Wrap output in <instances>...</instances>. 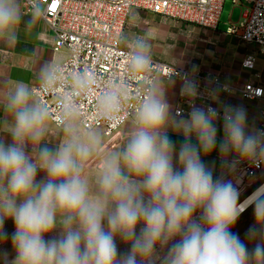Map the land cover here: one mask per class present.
Here are the masks:
<instances>
[{"label":"clouds","instance_id":"9594fccd","mask_svg":"<svg viewBox=\"0 0 264 264\" xmlns=\"http://www.w3.org/2000/svg\"><path fill=\"white\" fill-rule=\"evenodd\" d=\"M27 3L25 13L22 0H0V41L17 42L48 14L47 0ZM127 65L145 94L130 134L112 152L102 151L101 134L81 127L78 100L94 84L86 73H72L60 98L56 123L63 139L54 147L47 139L52 111L30 83L16 81L5 94L2 264H264V183L241 200L244 177L255 176L244 165L260 168L264 162V128L249 124L243 106L197 105L202 94L195 66L180 86L190 110L177 117L164 82L148 75L153 56L144 36L135 37ZM62 67L41 65V91L59 86ZM225 90L217 85L207 93L216 101ZM127 97L124 84L110 82L97 99L98 115L117 120ZM170 131L183 139L173 140ZM213 153L219 171L208 159ZM93 158L99 165L90 178L86 170ZM249 208L253 223L241 239L233 229ZM9 241L11 259L3 247Z\"/></svg>","mask_w":264,"mask_h":264},{"label":"built area","instance_id":"2783aa9c","mask_svg":"<svg viewBox=\"0 0 264 264\" xmlns=\"http://www.w3.org/2000/svg\"><path fill=\"white\" fill-rule=\"evenodd\" d=\"M240 10L236 23H229L226 33L243 43L255 46L264 54V0H231ZM25 12L29 11L27 0H22ZM224 0H47L48 14L43 20L54 34L53 52L66 51L62 65V79L52 91H41L39 83L33 88L38 99L47 103L52 111L51 123L58 126L56 118L60 98L71 84V74L77 71L86 73L93 80L91 91L82 95L80 104V123L83 130L100 129L105 137L111 136L126 121L135 118L136 110L145 94V89L137 83L127 65V52L121 46L128 16L132 9L151 12L165 18L183 21L204 28L217 27ZM53 4L56 7L53 9ZM254 55H247L243 65L250 68ZM185 69L177 68L153 57V65L148 75L153 79H178L182 82ZM200 84L201 96L197 99L207 101V86L196 76ZM110 82H120L128 89L119 118L113 122L102 119L97 113L96 102ZM242 96L247 100H264V88L249 82L244 85ZM189 106L186 98L180 95L175 114L183 113ZM59 127V126H58ZM257 128H264V108L260 111ZM249 172L257 174L264 170L244 165ZM251 176H245L244 180ZM243 180V181H244Z\"/></svg>","mask_w":264,"mask_h":264},{"label":"crops","instance_id":"0c3cea01","mask_svg":"<svg viewBox=\"0 0 264 264\" xmlns=\"http://www.w3.org/2000/svg\"><path fill=\"white\" fill-rule=\"evenodd\" d=\"M237 21L232 19V12H230L228 20L221 22L219 17L217 27L210 29L183 21H171L151 12L132 9L123 33L126 39L123 36L121 46L126 50H132L135 37L141 35L150 41L153 57L177 68L185 69L191 74L195 66L197 69L195 75L201 78L207 86L221 85L226 86L227 89L220 92L216 101L210 97L207 101L196 99L194 102L197 105L212 104L216 107L223 103L243 106L247 111L249 124L257 127L260 111L264 108V100H247L242 96V90L244 85L249 82L264 88V54L259 53L255 46L245 44L233 35L226 33L229 23H236ZM53 44V31L49 29L43 19L38 22L31 33L22 32L17 42L6 44L0 41V105L3 104L5 94L16 81H24L34 87L39 83L37 76L41 65L57 64L66 57V51L63 49L53 52ZM247 55L255 56V61L250 68L243 65V59ZM159 80L163 81L166 86L167 101L175 113V109L179 106L181 82L178 79ZM189 110L188 106L184 108L182 114L175 115L177 117L186 116ZM3 115L2 109H0V118ZM134 120L135 118L126 121L108 137H105L100 129H94L103 138L102 151L117 150L130 134ZM5 131L6 129L0 126V134ZM169 134L177 142L183 139L182 136L172 131ZM3 135L5 141L10 142V137L6 134ZM47 139L50 146L54 147L58 144L63 139L60 127L50 122ZM208 159L216 162L219 171L217 154L213 153ZM98 165L99 158H93L89 161L87 169L93 170L95 168L96 170ZM262 173L264 170L243 181L241 185L242 201L259 184L264 183V174ZM42 175L39 173L37 178H41ZM250 213H252L251 208L245 211L239 220L250 215ZM5 228L9 233L14 230L11 221L6 222ZM3 247L5 249L11 248V242ZM120 247L121 250L124 249L123 244Z\"/></svg>","mask_w":264,"mask_h":264},{"label":"rangeland","instance_id":"374dc122","mask_svg":"<svg viewBox=\"0 0 264 264\" xmlns=\"http://www.w3.org/2000/svg\"><path fill=\"white\" fill-rule=\"evenodd\" d=\"M230 12H232V19L234 21L238 20L239 13H240L239 8L238 7H234L232 5V1L231 0H224L221 16H219L220 17V21L221 22H225L226 20H228V16H229ZM169 20L180 22V21L174 20V19H169ZM127 38H128V36H127ZM122 40H123V36H122ZM96 170H97V168H96ZM96 170H95V168L93 170L92 169H87L86 170L87 176H89L90 178L93 177L95 175V173L92 174V175H91V173L96 172ZM251 223H253V215H252V213H250V215H247V216L241 218L238 221V223L236 224V226L233 229V231L238 232L240 237H241V239H244V233H245L246 229L248 228V226ZM8 243H10V241ZM6 250L9 252V259H11L12 258L11 256H13L12 248H8ZM0 264H2V261H0Z\"/></svg>","mask_w":264,"mask_h":264},{"label":"snow or ice","instance_id":"6c2138e0","mask_svg":"<svg viewBox=\"0 0 264 264\" xmlns=\"http://www.w3.org/2000/svg\"><path fill=\"white\" fill-rule=\"evenodd\" d=\"M56 7V5L55 4H53V9Z\"/></svg>","mask_w":264,"mask_h":264}]
</instances>
